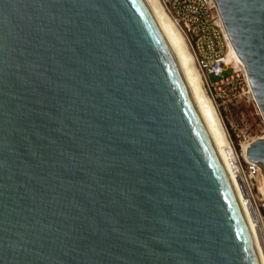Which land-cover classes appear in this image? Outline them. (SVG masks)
Instances as JSON below:
<instances>
[{"label": "water", "instance_id": "1", "mask_svg": "<svg viewBox=\"0 0 264 264\" xmlns=\"http://www.w3.org/2000/svg\"><path fill=\"white\" fill-rule=\"evenodd\" d=\"M213 2L264 121V0ZM0 264H260L144 0H0Z\"/></svg>", "mask_w": 264, "mask_h": 264}, {"label": "built area", "instance_id": "2", "mask_svg": "<svg viewBox=\"0 0 264 264\" xmlns=\"http://www.w3.org/2000/svg\"><path fill=\"white\" fill-rule=\"evenodd\" d=\"M169 12L188 39L197 67L211 91L212 101L220 108L243 98L252 99L247 74L231 54V45L213 0H167ZM229 72L228 76H224ZM212 78H218L213 81ZM242 180L264 249V194L254 196V189L263 182L260 168L248 161L241 165Z\"/></svg>", "mask_w": 264, "mask_h": 264}, {"label": "bare ground", "instance_id": "3", "mask_svg": "<svg viewBox=\"0 0 264 264\" xmlns=\"http://www.w3.org/2000/svg\"><path fill=\"white\" fill-rule=\"evenodd\" d=\"M144 2L148 6L164 39L171 49L198 115L235 189L254 241L260 264H264V249L260 241L259 232L252 217L250 207L246 205L247 198L250 194L249 190L245 187L242 176H240L242 172L238 163V157L228 141L226 130L217 108L204 91L206 80L197 69L196 57L191 50L188 39L175 23L169 10H166L163 4H161L160 0H144ZM231 54L236 62L242 66L232 47ZM251 100L255 102L253 98ZM248 146L247 144L242 147V158L244 160H246ZM259 190L264 194V184L262 181L259 184Z\"/></svg>", "mask_w": 264, "mask_h": 264}, {"label": "rangeland", "instance_id": "4", "mask_svg": "<svg viewBox=\"0 0 264 264\" xmlns=\"http://www.w3.org/2000/svg\"><path fill=\"white\" fill-rule=\"evenodd\" d=\"M160 2L166 10L170 9L167 0H160ZM197 69L201 72L198 67ZM228 75L229 72H226L224 76ZM212 80L217 81L218 78H212ZM204 91L212 101L211 91L207 85L204 86ZM214 105L226 130L228 141L236 152L239 166H244L242 147L259 139H264V121L258 107L255 102L247 98L239 99L223 108H219L215 103ZM253 195H257L261 199L259 185L255 187Z\"/></svg>", "mask_w": 264, "mask_h": 264}]
</instances>
